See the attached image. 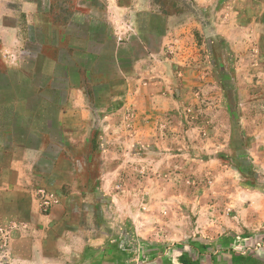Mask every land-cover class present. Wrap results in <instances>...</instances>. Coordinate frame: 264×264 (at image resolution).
Masks as SVG:
<instances>
[{"label":"rangeland","instance_id":"rangeland-1","mask_svg":"<svg viewBox=\"0 0 264 264\" xmlns=\"http://www.w3.org/2000/svg\"><path fill=\"white\" fill-rule=\"evenodd\" d=\"M198 1L0 0V102L42 85L47 75L34 73L40 67L60 74L36 57L40 50L54 57L56 45L70 50V42H82L66 55L95 73L85 88L94 140L80 155L70 152L80 169L67 175L70 187H57L51 176L50 195L67 199V214L45 239L37 232L43 221L26 222L22 208L18 222H0V264H24L18 257L27 264H264V30L253 39L252 30L233 28L231 43L223 41L211 31L212 8L236 0ZM246 1L240 20L249 27L253 3ZM170 26L188 36L180 33V47L165 49L173 61L165 71L138 42L158 56L159 36ZM117 50L123 60L114 64ZM133 67L160 92L153 108L137 104L149 109L142 129L136 110L115 115L127 89L138 86ZM6 109L0 121L10 118ZM107 118L126 122L132 142L98 144ZM212 141L224 147L216 167L208 164ZM108 146L114 152H104ZM44 189L36 191L40 202ZM42 206L38 212L49 214Z\"/></svg>","mask_w":264,"mask_h":264},{"label":"crops","instance_id":"crops-1","mask_svg":"<svg viewBox=\"0 0 264 264\" xmlns=\"http://www.w3.org/2000/svg\"><path fill=\"white\" fill-rule=\"evenodd\" d=\"M194 1L196 3L199 2L198 0ZM243 1L247 2L246 0H236L233 4L224 5L223 2L217 3L216 1V4H214L212 8L214 13L212 19L213 30L211 31L223 41L231 43L233 28L246 33L252 30L253 39H258L259 35L257 33L264 30V0H252L253 15L248 25L249 27H244L240 20L243 12H241L239 7ZM199 6L203 7L200 9H209L208 6ZM229 16L231 17L230 20ZM2 20L3 13L1 12L0 31L3 30ZM171 32L173 33L171 34ZM183 32H185V29L182 27L170 26L167 31L165 30L160 34L158 56L149 54L147 47L144 46L145 43H138L144 56H146L145 58H149L148 60L153 59L151 61L156 63V66L157 64L161 65V68L166 71L168 65L173 61L166 57L165 49H178L182 43L180 41V33ZM185 34L184 37L186 38L188 32H185ZM108 40L115 41L112 37H109ZM81 43L77 40L70 42L68 44L70 50H64L61 46L56 45L55 48L57 49H54L53 52L54 57L52 56L51 58L44 56L40 50L36 57L43 59L44 62H48L46 61L47 58L50 64L59 67L60 74L57 76L56 72L49 70V73L48 69L44 70V68L40 67L34 73L47 75L45 80L43 79L42 85L33 84L22 95L13 86V90L15 89L16 92H11L10 102H0V111H8L6 108H10V118L0 121V222H18L21 218L18 210L22 208L25 212L24 218L27 220L26 222H31V220L33 222L37 220L43 221V228L37 229V232H42L43 239H45V235H48L52 224L56 222L62 223L63 217L61 216L66 215L67 209H69L67 199H58L50 195L53 190L51 187V176H54V184L57 187L62 188L65 185L70 187L67 175H73L74 170H80L74 165L70 152L72 150H80L78 154L80 155L81 149L85 151L89 143L94 140L90 133V127L92 126L88 118V95L85 93V88L94 86L95 73L81 64H72L70 57L66 55L73 50L81 49ZM41 47H44V44H41ZM62 57L66 61L62 62ZM67 58L70 60L69 62ZM111 60L114 64L115 62L120 63L123 60L121 52L118 50L113 51ZM130 61L137 62V59L134 57ZM156 66L154 65V67ZM154 67H151L153 72L156 71H154ZM71 70L75 71L76 81L72 78ZM132 71L133 78L138 86H131L127 89L125 100L127 104H124L122 110L117 109L118 111H115V115H120L122 111L125 113V111L136 110L139 121L135 126L138 125L139 129H142L150 123L147 120L149 118L147 117L149 109L137 104L147 101V103L151 104L150 107L153 108V103L159 99L160 92L155 86L156 80L152 81L153 84L146 85L142 74L138 75V68L133 67ZM110 77H107L109 83L113 81ZM12 85H14V82H12ZM110 90L115 91V88L111 87ZM110 96H115L114 92H111ZM26 98L35 99L37 103L33 107L25 105ZM124 125L127 126L126 122L121 121V119L116 121L107 118V122L103 121L101 123L102 128L108 131L107 135L100 136L95 140L98 144H103V142H132L131 131L128 132L125 129L123 132ZM128 126L130 127V125ZM114 128H116L115 131H113ZM110 131L113 134H109ZM116 132H121L123 135H118L120 138L115 137L114 134ZM100 139L102 141L99 143ZM210 147L213 148L207 154L209 156L213 155L210 157L213 161H209L208 164L210 167L214 165L216 167V164L220 165V163L215 158V155L224 147L221 144L217 145L215 141L211 142ZM106 148L104 152H109V150L114 152L115 149L109 146ZM67 170H70L71 173L67 174ZM38 188H47V191L45 189V191H42L45 195V199L42 202L35 196ZM40 203L41 206L47 205L50 207L49 214L38 212ZM7 209L8 211L5 212ZM57 212H60L59 218L56 217ZM5 233L8 232L5 231ZM50 238L49 236L48 239ZM51 253V251L46 252L43 249L44 256H50ZM18 258L24 264H27L26 259Z\"/></svg>","mask_w":264,"mask_h":264}]
</instances>
